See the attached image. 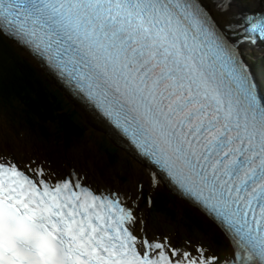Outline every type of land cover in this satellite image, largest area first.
<instances>
[{"label":"snow or ice","instance_id":"obj_1","mask_svg":"<svg viewBox=\"0 0 264 264\" xmlns=\"http://www.w3.org/2000/svg\"><path fill=\"white\" fill-rule=\"evenodd\" d=\"M0 31L75 81L223 227L232 264H264V103L197 0H0ZM32 164L0 157V264H216L134 235L120 193Z\"/></svg>","mask_w":264,"mask_h":264},{"label":"clouds","instance_id":"obj_2","mask_svg":"<svg viewBox=\"0 0 264 264\" xmlns=\"http://www.w3.org/2000/svg\"><path fill=\"white\" fill-rule=\"evenodd\" d=\"M6 37L11 39L21 50H23L41 69V71L47 76L49 81L66 97V99L72 104L73 108L78 112L79 116L82 118V121L88 126V128H95L98 131H100L101 135L97 139L98 141H101V137L106 139V142L114 149L118 151L119 154V159H122L123 161L130 162L132 165L131 169H134V174L133 173H128L126 174L127 176H130L134 179V182H138V187L141 188V186H146L147 192L145 193V198L147 199L148 197H151V206L153 208H159L162 209L163 212L169 214L171 218L175 219L180 223L181 225H187L192 228H197V229H202L205 231L210 232L211 238H213L215 241H224L225 240L216 233L214 229V224L208 220L204 215H202L198 210L195 208L189 206L188 204L185 203L180 197L177 195L171 194L168 192L165 186L156 184L154 180H152V176L150 173H148V170L140 163L135 162L128 154L123 152L120 148H118L114 142H113V134L111 135L107 132L105 125L103 123V120L101 121L100 118L98 117L99 110L93 103L89 102L83 93H81L76 85L75 81H72L68 78V76L64 73H61L56 67H54L53 64H50L49 61L45 56L40 55L38 52L34 50V48L24 42H21L12 36L8 35L7 33L1 31ZM7 93L4 91L0 90V103L2 104V107L0 109V115L2 116L1 121L3 120H9L10 123H8V128L10 130V135L12 137V140L6 141L1 135H7L3 130H0V143L1 144H6L8 147L0 146V157L3 156L4 158H9L12 161H15L16 159L20 161L22 164H30L32 161H35V164H32L33 168H36L37 166H42L46 172L50 174H54V179H59L65 176V172H68L71 168L74 167H67L69 168L67 171L61 170L60 167L58 166L57 162L54 160V157L52 155V150H51V141L52 138L51 136L44 131H41L38 126L40 124L43 125H51V121L43 120L41 117L39 118L36 115L31 114L27 110H18L16 106L22 105L23 102L22 100H19L16 98L14 94H9L10 97L4 100L3 97H5ZM5 101V102H4ZM20 101V103L18 102ZM10 108L17 109L19 113L22 115L23 120L26 123V126H22L21 120L18 116L16 115H10L8 114L10 112ZM31 115V117L29 116ZM5 117V118H3ZM86 117H90L93 122H90ZM20 121V123H19ZM20 124L21 127H26L27 128V133H22L18 130H16L17 125ZM30 130L33 132L29 134ZM91 130V129H90ZM92 131H95L94 129ZM95 133V132H94ZM21 134V136H18ZM60 134V143L62 145L65 144L66 140L63 138L65 135H63L61 132ZM22 137V139L20 138ZM41 137L42 139H39ZM41 141L42 144L44 145H39L37 146L34 144L35 142ZM96 141V142H98ZM83 145V144H82ZM16 148L21 149L25 151V153L18 152ZM111 148V149H112ZM77 151V156H80V154ZM82 153V150H81ZM118 159V161H119ZM94 164V163H93ZM121 164L120 162H117V165ZM116 165V166H117ZM80 173L79 168H74ZM94 169H97V166L94 164ZM118 170L117 168L114 167L112 169L113 172ZM119 171V170H118ZM132 171V170H131ZM99 173V171H98ZM101 173V172H100ZM102 174V173H101ZM82 175V174H81ZM103 175V174H102ZM85 179L91 181V178L86 177L82 175ZM106 177L105 175H103ZM107 178V177H106ZM107 181L109 182H99L98 180L95 181V184H99L102 187L106 186H117L116 188L121 189L123 191H127L130 188H126L128 184H126V187H122L117 184H113L108 178ZM92 182H94L92 180ZM107 188V187H105ZM104 188V189H105ZM159 190H163L168 196L174 199L173 203L176 205L175 207L180 208V207H186L191 209L197 216L195 217L194 215H189L184 217L182 215L175 216L174 212L171 210H166L165 208L159 207L158 200L156 199V193L159 192ZM130 192V191H129ZM140 193V189L137 190L136 194ZM131 194V193H130ZM144 206L147 205L145 202L143 204ZM156 212V211H155ZM172 213V214H171ZM175 217H174V216ZM220 238H218V236ZM223 242V243H224Z\"/></svg>","mask_w":264,"mask_h":264},{"label":"trees","instance_id":"obj_3","mask_svg":"<svg viewBox=\"0 0 264 264\" xmlns=\"http://www.w3.org/2000/svg\"><path fill=\"white\" fill-rule=\"evenodd\" d=\"M254 69L259 81L264 86V63L257 62L256 66L254 65ZM0 89L7 94H14L17 99L22 100L24 110L29 111L31 114L39 118L43 116V120L47 121L56 118L58 123H60L59 132L63 135L73 136L81 144H84L86 140L90 141L95 138L94 131L90 130L82 121L72 104L49 81L39 66L1 31ZM29 116L31 117L30 114ZM75 135L78 136L75 137ZM99 140L108 144L103 137ZM111 148L110 145H107L106 148L95 146L94 151L97 154L99 153V156L111 161V165L115 167L117 162H119V154L116 149ZM106 153L108 154L106 155ZM113 155L114 157L112 158L111 156ZM156 199L159 207L162 206L161 208L163 209L171 210L175 216L182 215L186 217L188 216L187 213L197 216L189 208L175 207L174 199L163 190H159L156 193ZM218 238L220 237L218 236Z\"/></svg>","mask_w":264,"mask_h":264},{"label":"rangeland","instance_id":"obj_4","mask_svg":"<svg viewBox=\"0 0 264 264\" xmlns=\"http://www.w3.org/2000/svg\"><path fill=\"white\" fill-rule=\"evenodd\" d=\"M8 97H10L9 94H6L5 97L3 98L6 101ZM18 102L20 103V101ZM1 107H2V104L0 103V109ZM16 108L18 110H23L24 106L20 105V107L16 106ZM17 109L10 108V112L8 114L16 115L21 120H23L22 115L19 113ZM41 118L43 119L44 117L42 116ZM86 119L88 118L86 117ZM52 123L53 124L51 125L40 124L38 128L41 131L47 132L51 136L52 155L61 170L67 171L70 167L79 168L80 173L88 177L85 173V167H86L92 174H99L101 172L113 184H117L122 187H126V184H128L126 188H130V193H131L130 196L132 198H135V201L138 202V204H141V206L144 208V205H143L144 202L139 199H136V192L138 189H140L139 196H141L142 198L145 196L147 189H146V186H141V188L138 187V182L137 181L134 182V179L132 177L126 175L128 173L134 174V169H131L132 171L130 170V168H132V165L130 164V162H126V161H123L122 159H119V162L121 161V164L115 166V168H117L119 171L116 170L115 172H113L112 169H114V166L111 165V161H109L108 159L102 156H99V153L98 154L95 153L94 151L95 146H101L103 148H106V146L109 145V144H106L105 142H101L97 140L101 135L100 131H98L95 128L90 127L91 130L93 129L95 130L94 131L95 138L91 139L90 141L86 140L83 145L77 142V140L73 136H70L67 134L66 136L63 137L66 140V142L64 145H62L60 143V134H59L60 123H58L56 118H53ZM8 125L9 124L7 120L0 121V130H3L7 135H10L11 132L8 128ZM21 125L26 126V123L24 120L21 122ZM77 136L78 135H75V137ZM20 138L22 139V137ZM0 146H2L1 143H0ZM6 147H8V145H6ZM16 150L18 152L24 153V151L21 149L16 148ZM81 150H82V153H81ZM77 151H79L78 153L80 154V156H77L76 154ZM107 154L108 153H106V155ZM111 157L113 158L114 155ZM93 163L97 166V169H94ZM67 164L69 168L67 167ZM99 182H102V181H99Z\"/></svg>","mask_w":264,"mask_h":264},{"label":"bare ground","instance_id":"obj_5","mask_svg":"<svg viewBox=\"0 0 264 264\" xmlns=\"http://www.w3.org/2000/svg\"><path fill=\"white\" fill-rule=\"evenodd\" d=\"M214 1V0H213ZM234 1V0H233ZM235 2V1H234ZM234 4H236V3H234ZM241 5H245V4H241ZM238 6V7H242V6ZM224 7V6H223ZM222 10L223 11H226L227 13H228V10L229 11H231L230 10V8H228V10L226 9V8H222ZM234 14V13H233ZM233 21H229L228 22V24H230V23H232ZM259 83L260 84H262L260 81H259ZM88 118V120L90 121V122H93V120L90 118V117H87ZM2 146H4V147H6V144L4 143V144H2ZM24 153H25V151H24ZM75 157V156H74ZM74 159V158H73ZM72 161V160H71ZM83 164V163H82ZM85 173H86V175L89 177V178H91V181L93 180L94 182L96 181V180H99V181H105V182H109V181H107V178L106 177H104L101 173H99V174H92L86 167H85ZM153 180H154V182H157L155 179H154V177H153Z\"/></svg>","mask_w":264,"mask_h":264}]
</instances>
